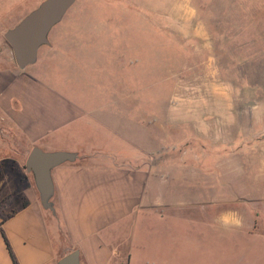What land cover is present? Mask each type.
Returning a JSON list of instances; mask_svg holds the SVG:
<instances>
[{
    "label": "crops",
    "instance_id": "0c3cea01",
    "mask_svg": "<svg viewBox=\"0 0 264 264\" xmlns=\"http://www.w3.org/2000/svg\"><path fill=\"white\" fill-rule=\"evenodd\" d=\"M61 54L52 43L24 70L15 61L0 66V203L13 200L3 215L17 210L0 216V264H15L9 247L18 264H60L75 251L81 264H135L146 253L145 230H160L186 199L264 191V137L234 135V107L173 108L167 142L145 121L131 125L122 91L110 96L118 106L111 112L52 77ZM34 148L77 154L52 171V210L26 169Z\"/></svg>",
    "mask_w": 264,
    "mask_h": 264
},
{
    "label": "rangeland",
    "instance_id": "374dc122",
    "mask_svg": "<svg viewBox=\"0 0 264 264\" xmlns=\"http://www.w3.org/2000/svg\"><path fill=\"white\" fill-rule=\"evenodd\" d=\"M43 1L0 0L1 67L14 63L5 32ZM52 43L63 54L48 73L111 112L110 96L122 91L131 125L145 121L167 140L173 108L231 106L234 135L264 137V0H79ZM207 196L186 199L160 230L146 229L135 264H264V191L209 195L204 210Z\"/></svg>",
    "mask_w": 264,
    "mask_h": 264
},
{
    "label": "water",
    "instance_id": "95a60500",
    "mask_svg": "<svg viewBox=\"0 0 264 264\" xmlns=\"http://www.w3.org/2000/svg\"><path fill=\"white\" fill-rule=\"evenodd\" d=\"M77 1L79 0H44L17 25L5 32V39L19 69L24 70L37 62L40 48L50 45L49 36L52 29L63 21ZM76 158L75 153L44 152L40 148H34L30 153L26 169L34 175L45 209H53V169ZM60 264H81L79 253L77 251L71 253L63 258Z\"/></svg>",
    "mask_w": 264,
    "mask_h": 264
},
{
    "label": "trees",
    "instance_id": "16d2710c",
    "mask_svg": "<svg viewBox=\"0 0 264 264\" xmlns=\"http://www.w3.org/2000/svg\"><path fill=\"white\" fill-rule=\"evenodd\" d=\"M13 200L11 197H8L6 199L3 200L2 203H0V216L2 217L3 222L7 221L9 218L13 217L16 213L17 210H12L11 212H9L7 215H3V213L10 207L12 206ZM1 228V226H0ZM7 245L9 247L8 241L6 240ZM10 253L13 257L14 263L18 264V262L16 261V258L13 256L12 250L9 247Z\"/></svg>",
    "mask_w": 264,
    "mask_h": 264
}]
</instances>
